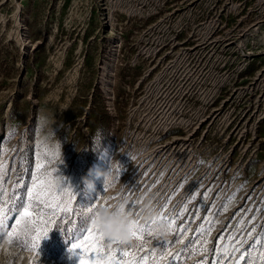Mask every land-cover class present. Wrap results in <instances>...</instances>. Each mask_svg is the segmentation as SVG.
<instances>
[{
	"label": "rangeland",
	"instance_id": "374dc122",
	"mask_svg": "<svg viewBox=\"0 0 264 264\" xmlns=\"http://www.w3.org/2000/svg\"><path fill=\"white\" fill-rule=\"evenodd\" d=\"M177 32L180 38L245 33L256 37L255 55L237 83L252 82V102L258 99L257 107L264 109V0H0V222L5 232L0 264H79V250L71 244L85 234L90 216L79 217L71 234L63 225H49L35 249L15 240L9 245L7 232L16 229L23 208L35 216L39 207L24 190L47 169L48 179L72 193L73 208L107 204L130 167L126 157H119L128 104L140 92L154 50ZM257 136L261 159L264 121ZM105 147L109 153L92 191L91 166ZM258 159L251 163V175ZM229 205L219 209L214 225ZM256 206L251 222L262 212L264 195ZM242 221L236 229L247 227ZM152 231L154 239L144 234L142 240L132 238L120 248L105 244L102 251L121 259L143 252L145 264H204L198 256L210 229L187 240L178 259L172 250L183 234L168 243L156 242L160 235ZM262 253L264 235L242 264H264ZM230 258L222 251L209 264H231Z\"/></svg>",
	"mask_w": 264,
	"mask_h": 264
},
{
	"label": "built area",
	"instance_id": "2783aa9c",
	"mask_svg": "<svg viewBox=\"0 0 264 264\" xmlns=\"http://www.w3.org/2000/svg\"><path fill=\"white\" fill-rule=\"evenodd\" d=\"M179 32L154 50L140 92L128 104L119 157H126L130 167L107 205L124 198L136 223L151 229L158 220L166 221L167 237L156 242L168 243L179 234L190 240L210 229L208 251L198 258L209 264L227 248L231 264L236 259L242 264L264 235V206L251 222L264 195V156L257 158L264 109L257 107L258 99L252 102V82L237 83L255 55L256 37L180 38ZM255 159L259 163L251 175ZM145 199L158 212L147 220ZM132 200L137 208L129 211ZM226 202L228 211L214 225ZM240 220L247 226L241 230L235 228Z\"/></svg>",
	"mask_w": 264,
	"mask_h": 264
},
{
	"label": "snow or ice",
	"instance_id": "6c2138e0",
	"mask_svg": "<svg viewBox=\"0 0 264 264\" xmlns=\"http://www.w3.org/2000/svg\"><path fill=\"white\" fill-rule=\"evenodd\" d=\"M49 173L47 169L43 170L39 176H37L32 183L31 188H25L24 195L29 198L31 203L39 205L34 209L36 215L29 211L28 207H24L21 213V218L17 220V227L12 232H7L9 236V245L13 244L14 240L18 244H22L25 249H35L37 247L36 241L41 238V235L47 236L48 227L51 224L63 225L62 230H66L71 234L77 226L78 218L85 216L84 213H92L94 209L99 206H110L107 204L93 203L87 209L82 210L78 205L72 207V193L67 191L61 185L55 184L51 179H48ZM55 189V194L53 193ZM59 197V199H57ZM40 208H45L48 211L41 213ZM137 208V201L132 200L128 203V210L132 211ZM51 213L49 215L48 213ZM60 214L57 219V214ZM139 234V235H138ZM144 234L149 235L154 239L153 231L147 224H142L137 221L131 230V236L134 240H142ZM5 232L3 231V224L0 222V240H3ZM206 243V242H204ZM105 244L115 245L117 248L126 245L119 239L107 240L103 234L89 226L82 236H77L72 244V249L79 250V264H139V261H121L114 258V252L111 255H107L102 251ZM139 248H143V243L138 244ZM235 250V249H234ZM204 252H207V247L203 248ZM228 251L227 248L224 249ZM89 252L95 253L99 256V259H85V255ZM107 255V259H105ZM122 255H129L127 252H123ZM167 255V253H164ZM264 257V253L261 254ZM178 259V254L176 256ZM144 257H140L142 261Z\"/></svg>",
	"mask_w": 264,
	"mask_h": 264
},
{
	"label": "clouds",
	"instance_id": "9594fccd",
	"mask_svg": "<svg viewBox=\"0 0 264 264\" xmlns=\"http://www.w3.org/2000/svg\"><path fill=\"white\" fill-rule=\"evenodd\" d=\"M101 133L98 132L96 139L100 142ZM109 173L104 175L107 177ZM127 201L124 198L113 202L110 206H99L92 213H84L90 216V226L99 230L105 239H119L125 243H130L132 240L131 230L136 224V218L126 210ZM144 208L143 218L150 219L153 215H158V212L153 210L149 199H145L142 206ZM155 232L163 237H167L168 223L164 220H158L153 225Z\"/></svg>",
	"mask_w": 264,
	"mask_h": 264
},
{
	"label": "bare ground",
	"instance_id": "6f19581e",
	"mask_svg": "<svg viewBox=\"0 0 264 264\" xmlns=\"http://www.w3.org/2000/svg\"><path fill=\"white\" fill-rule=\"evenodd\" d=\"M108 153H109V147H105L101 151L98 160H96L94 162V164L91 166L92 177H91V180H90V190H92V191L95 190L97 185H98L101 167H102L106 157L108 156ZM11 216H12V214H9L8 217H11ZM78 234H80V233H78ZM186 244H187V240H185L184 238L182 240H180V242L172 250V253L174 254L175 257L177 256V254L180 255L181 251L183 250V247ZM142 253H138L136 255H131V256L125 258V259H121L120 257H117V255H114V258L117 259V260L125 261V262L129 261V260H133L134 262L135 261H139V264H145L144 260L140 261V257H142ZM107 255H105V257H104L105 259H107ZM99 258H100L99 256H97L95 253H92V252H89V253H87L85 255V259H89V260H91V259H99ZM79 259H80V257H78V260Z\"/></svg>",
	"mask_w": 264,
	"mask_h": 264
}]
</instances>
